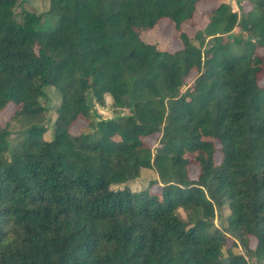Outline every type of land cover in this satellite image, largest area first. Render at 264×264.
Segmentation results:
<instances>
[{
	"label": "trees",
	"instance_id": "1",
	"mask_svg": "<svg viewBox=\"0 0 264 264\" xmlns=\"http://www.w3.org/2000/svg\"><path fill=\"white\" fill-rule=\"evenodd\" d=\"M24 1L0 0V264H264V0L220 3L193 38L203 0ZM162 19L182 48L141 38Z\"/></svg>",
	"mask_w": 264,
	"mask_h": 264
},
{
	"label": "rangeland",
	"instance_id": "2",
	"mask_svg": "<svg viewBox=\"0 0 264 264\" xmlns=\"http://www.w3.org/2000/svg\"><path fill=\"white\" fill-rule=\"evenodd\" d=\"M227 2L230 3L234 10H239V7L235 0H203L198 3V9L195 13L193 19L188 20L183 23L182 29L190 36L194 37L196 32L199 29H202L206 26L208 23V15L212 9L217 7L220 3ZM26 8L27 10L34 11V12H44L49 8V1L48 0H25L23 2V5H18L16 8L17 12H21L22 8ZM246 8H250L249 5L246 6ZM43 28H46L43 27ZM49 29V28H46ZM240 31L238 28L234 29L233 34L239 35ZM141 38L147 42L154 44L157 48L161 50H168V51H176L180 48H182V42L179 37V32L175 27V24L169 20V19H162L159 21V23L148 30L141 31ZM259 53L264 55V47H261L258 49ZM197 76V72L193 71L190 75L187 76L186 82L188 85L192 84L194 79ZM260 84H264V78L260 81ZM50 96L51 100L50 103L54 106H57L60 102V95L57 93L54 89H48V97ZM49 101V100H48ZM111 98L107 96L106 104L104 106L96 104V111L97 113L103 117V118H112L115 116L116 110L113 108L111 104ZM15 111L14 106H9L5 110L0 112V124L2 126L6 125L7 122H9L11 116L13 115ZM129 111L128 109H123L120 111L122 114H127ZM48 117H50L51 121H53L56 118V111L55 107L51 109L50 113L48 112ZM21 123L20 122H11L10 128L13 130V137L18 135V131L21 129ZM87 126V122L85 120H78L74 126L71 128V131L77 135L80 134L83 130H85V127ZM52 134V129L50 128L49 131L45 134V138L50 139ZM159 138L160 134L155 133L153 135H150L146 137V141L153 147L156 148L159 145ZM216 159L218 162L222 159V153L219 151L216 154ZM199 168L195 164L190 165V173L191 177L193 179H197L199 176ZM156 176V173L153 170L150 169H143L141 172V176L139 179L133 181L130 183V187L134 191H141L144 189L151 178H154ZM160 186H155L153 190H160ZM228 209L224 210L225 214H228ZM182 215L186 217L185 212L182 211ZM215 222L218 224L219 219L216 218ZM233 242V239H230V243ZM257 244V239L255 237H251V246L255 247ZM238 251H241L242 248L239 247L236 249Z\"/></svg>",
	"mask_w": 264,
	"mask_h": 264
}]
</instances>
